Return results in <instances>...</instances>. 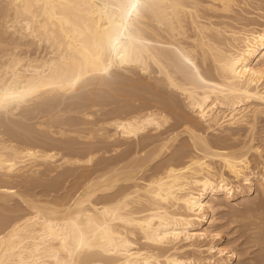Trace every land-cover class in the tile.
<instances>
[{
    "label": "bare ground",
    "instance_id": "1",
    "mask_svg": "<svg viewBox=\"0 0 264 264\" xmlns=\"http://www.w3.org/2000/svg\"><path fill=\"white\" fill-rule=\"evenodd\" d=\"M250 14L264 0H0V264H234L215 214L264 201Z\"/></svg>",
    "mask_w": 264,
    "mask_h": 264
},
{
    "label": "rangeland",
    "instance_id": "2",
    "mask_svg": "<svg viewBox=\"0 0 264 264\" xmlns=\"http://www.w3.org/2000/svg\"><path fill=\"white\" fill-rule=\"evenodd\" d=\"M253 1H256V0H253ZM252 2V1H251ZM255 4L254 5H256V3H259V1H257V2H254ZM254 11H253V10ZM251 11H253L254 13V15H258V13H259V11L260 10H255L254 9V7H252L251 8ZM256 11H258V12H256ZM261 12L263 13V11H260V13L259 14H261ZM253 14L251 15L250 14V17L252 18V17H254L253 19H252V21L254 22V21H257L258 19H257V16H253ZM256 17V18H255ZM259 17V16H258ZM255 23H259L258 25L260 26V25H264V22L263 21H261V19H259V21L258 22H255ZM260 23H262V24H260ZM128 88V87H127ZM130 88V87H129ZM128 88V89H129ZM103 103H105V102H102V104ZM105 106H107V105H102V106H100V105H98V110H97V108H95L96 110H97V112L95 111V109L93 108V107H89V109H87L85 112H88V113H91L92 114V117H93V119H94V121L96 120V121H101V120H104L103 118H105V116H106V113H107V110H108V106L107 107H105ZM99 107H103L104 109H101V108H99ZM90 108H92L91 109V111L89 112V110H90ZM106 108V109H105ZM102 110V111H101ZM104 110H106V112L104 111ZM93 112V113H92ZM94 112H96V113H94ZM94 114V115H93ZM97 116H96V115ZM69 115V114H68ZM70 115H77V116H79L80 114L79 113H70ZM82 115V114H81ZM98 117V118H97ZM260 117H262L261 119H258V120H260L259 121V123L257 122V124H259L258 126H257V132H256V140H258V141H254L253 143L254 144H256V145H259V147L262 145V149H264V140H263V136H264V134H263V131H264V115L262 116H259V118ZM263 119V121H261ZM257 120V121H258ZM259 126H260V128H259ZM258 130H261V134H259V132H258ZM259 135H258V134ZM260 136H262V137H260ZM259 138V139H258ZM262 139V140H261ZM259 143V144H258ZM261 144V145H260ZM253 154H256V153H253ZM102 154H100L99 156H101ZM251 155H252V153H251ZM250 155V156H251ZM252 156H254L255 157V155H252ZM251 156V158H252V161H253V159H254V161L255 160H257V159H255V158H257V156L254 158V157H252ZM254 161L252 162V164H253V167H255V165H256V162L254 163ZM258 170V169H257ZM256 170V171H257ZM72 178V177H71ZM71 178H69V180L71 179ZM72 180V179H71ZM68 183H70L71 184V181H69V182H67L66 183V185H65V188L68 186V185H70V184H68ZM22 190H24L23 188H22ZM62 191H64V189L63 190H61L60 191V193L62 192ZM257 197V198H256ZM255 200H256V202H255ZM259 201V202H258ZM260 201H261V203H262V201L263 200H261V198L260 197H258L257 195H256V193H254V194H252L251 195V197L249 198V202L248 203H245V204H243V202H241V200H234V201H232L231 202V206H228L226 209L227 210H223L222 212H218V213H216L215 214V217H217V220H218V226H220L221 225V227H222V229L220 230L219 228H217V229H219L218 230V232H220V236L222 237L221 239H220V245H222V246H224V247H226L227 249L229 248V250L230 249H234L235 250V252L238 254V257H237V259H236V261H235V263L234 264H264V230H262V229H260L258 226H260L261 228H263L264 229V201H263V207L261 206V207H258V206H260ZM17 203L18 201H12V203ZM252 202H253V204H252ZM255 202V203H254ZM257 202H258V206L256 205L257 204ZM21 203V206H23V207H25V205H23L22 204V202H20ZM19 203V204H20ZM249 204V205H248ZM255 204V205H254ZM248 205V206H247ZM250 205H254V207H255V209L252 207V206H250ZM251 208H250V207ZM257 206V207H256ZM247 208H250L249 210H250V214H248V212L246 211V209ZM253 208V209H252ZM257 208V209H256ZM258 209H261L260 211L261 212H259V210ZM231 210V211H230ZM248 210V209H247ZM248 210V211H249ZM258 211V212H257ZM232 212V213H231ZM247 212V213H246ZM259 213V214H258ZM262 213V214H261ZM253 214V215H252ZM258 214V215H257ZM224 215V216H223ZM229 215H230V217H229ZM235 215V216H234ZM237 215H238V217H237ZM263 215V216H262ZM250 216V217H249ZM253 216V217H252ZM260 216V217H259ZM236 217V218H235ZM239 218V219H238ZM242 218H244V219H242ZM250 218V219H249ZM255 218V219H254ZM219 219H222V220H219ZM234 219V220H233ZM229 221H230V223H229ZM234 221V222H233ZM256 222V224H253V223H255ZM259 222V223H258ZM220 223V224H219ZM258 224V225H257ZM262 226H261V225ZM253 225H254V230H253ZM255 225H257V226H255ZM223 226H225V227H223ZM256 227V228H255ZM258 227V228H257ZM235 230V231H234ZM257 230H259V232H257L256 233V231ZM262 230V231H261ZM254 231V232H253ZM261 232V233H260ZM222 233V234H221ZM256 233V234H255ZM256 235V236H255ZM255 236V237H254ZM205 244H207V242H205ZM208 254L207 253H205L204 254V256H207ZM249 262H248V261ZM252 261V262H251ZM245 262V263H244ZM248 262V263H247Z\"/></svg>",
    "mask_w": 264,
    "mask_h": 264
}]
</instances>
